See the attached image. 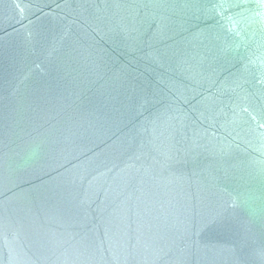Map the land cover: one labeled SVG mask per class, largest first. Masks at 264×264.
<instances>
[{
    "label": "water",
    "instance_id": "95a60500",
    "mask_svg": "<svg viewBox=\"0 0 264 264\" xmlns=\"http://www.w3.org/2000/svg\"><path fill=\"white\" fill-rule=\"evenodd\" d=\"M242 3L0 0V264H264Z\"/></svg>",
    "mask_w": 264,
    "mask_h": 264
},
{
    "label": "bare ground",
    "instance_id": "6f19581e",
    "mask_svg": "<svg viewBox=\"0 0 264 264\" xmlns=\"http://www.w3.org/2000/svg\"><path fill=\"white\" fill-rule=\"evenodd\" d=\"M218 1V5H220V8L222 9V12L224 13V14H227L228 12H232L233 10V8H234V10H235V7L238 5H240V6H243V3L242 2H244V4L245 5H248V4H250V0H217ZM240 1H242L241 3H240ZM255 1V2H254ZM248 3V4H247ZM253 3H261V5H263V3H262V0H253ZM239 6V7H240ZM194 7H198L197 5H195ZM255 16V15H254ZM262 16H264V11H263V14H262ZM256 17V16H255ZM263 19H264V17H263ZM252 21H254V22H258V19H253V18H249L248 19V23H250V22H252ZM244 24V23H243ZM245 25V24H244ZM246 25H247V23H246ZM235 27L237 28V29H239L242 33H243V31L245 32V33H247L248 35H251L250 33H249V29L247 30V28H243V27H241V26H239V25H237V23H236V25H235ZM249 28V27H248ZM262 35H259L260 36V38H261V40L257 43L256 41L254 42V44H253V47H259V48H261V46H264V32L263 33H261ZM255 62L257 63V66L258 67H260L259 66V64H263L264 63V60L260 57V58H255Z\"/></svg>",
    "mask_w": 264,
    "mask_h": 264
}]
</instances>
